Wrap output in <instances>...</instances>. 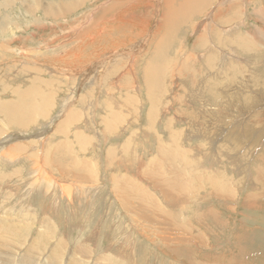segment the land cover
Here are the masks:
<instances>
[{
	"label": "rangeland",
	"instance_id": "rangeland-1",
	"mask_svg": "<svg viewBox=\"0 0 264 264\" xmlns=\"http://www.w3.org/2000/svg\"><path fill=\"white\" fill-rule=\"evenodd\" d=\"M182 1L0 0V264H264V0Z\"/></svg>",
	"mask_w": 264,
	"mask_h": 264
},
{
	"label": "bare ground",
	"instance_id": "bare-ground-1",
	"mask_svg": "<svg viewBox=\"0 0 264 264\" xmlns=\"http://www.w3.org/2000/svg\"><path fill=\"white\" fill-rule=\"evenodd\" d=\"M74 1V0H73ZM80 1V0H79ZM86 1V0H85ZM145 1H147V0H145ZM197 1L198 0H186V1H182V3H181V7L182 6H185L186 7V4H189V3H194L195 4V6H198L197 5ZM231 2V1H229V0H224V2L223 3H225V2ZM198 2H200V1H198ZM69 3V2H68ZM148 4V3H147ZM230 5V4H229ZM62 6V5H61ZM74 6V5H73ZM76 6V5H75ZM77 6H79V4L77 5ZM138 6V5H137ZM148 6H151V5H148ZM200 6V5H199ZM64 8H65V5L63 6ZM66 7H68V6H66ZM57 9V8H56ZM192 9L194 10V9H197V8H193L192 7ZM60 10V9H59ZM46 13V15H47V12H45ZM51 13V12H50ZM63 13V12H62ZM145 13V12H144ZM49 15V14H48ZM179 16H181V15H179ZM183 17H184V15H183ZM142 18V17H141ZM138 19V18H137ZM182 19V18H181ZM183 20V19H182ZM211 44V43H210ZM152 67V66H151ZM159 69V68H158ZM155 74H157V72L155 73ZM147 75H150V72L149 73H147L146 74V80H147V82H148V93H149V95H150V92H152L153 91V89H154V87H155V85H156V83H157V81L158 80H156V78H154V79H150V78H148L149 76H147ZM145 80V81H146ZM147 84V83H146ZM67 193L69 194L68 196H70V192L67 190ZM1 260V259H0ZM1 262V261H0ZM21 263V262H20ZM30 264V262L28 261V260H25V261H23V264ZM2 264V263H1ZM4 264V263H3ZM6 264V263H5Z\"/></svg>",
	"mask_w": 264,
	"mask_h": 264
}]
</instances>
